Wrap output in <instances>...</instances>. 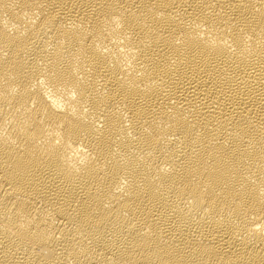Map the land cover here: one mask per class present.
Returning a JSON list of instances; mask_svg holds the SVG:
<instances>
[{
	"label": "bare ground",
	"instance_id": "obj_1",
	"mask_svg": "<svg viewBox=\"0 0 264 264\" xmlns=\"http://www.w3.org/2000/svg\"><path fill=\"white\" fill-rule=\"evenodd\" d=\"M0 264H264V0H0Z\"/></svg>",
	"mask_w": 264,
	"mask_h": 264
}]
</instances>
